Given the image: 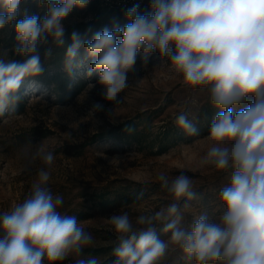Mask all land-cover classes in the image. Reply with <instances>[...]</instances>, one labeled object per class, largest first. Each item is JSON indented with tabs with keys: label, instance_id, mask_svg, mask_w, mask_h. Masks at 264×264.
<instances>
[{
	"label": "clouds",
	"instance_id": "9594fccd",
	"mask_svg": "<svg viewBox=\"0 0 264 264\" xmlns=\"http://www.w3.org/2000/svg\"><path fill=\"white\" fill-rule=\"evenodd\" d=\"M89 2L36 0L39 8L46 7L41 19L22 9L27 0H0V30L15 21L12 51L26 57L22 63L0 57V116L16 112L24 80L42 73L38 45L50 37L63 46L64 21ZM139 8L135 4L125 10L123 26L114 20L90 40L73 31L65 71L72 72L83 48L91 61L86 76L97 73L104 99L117 101L129 87L137 54L147 64L157 52L184 86L207 91L218 111L208 127L210 146L201 163L232 172L215 208L195 214L190 222L187 210L198 198L193 179L158 173L170 203L146 209L135 222L127 211L106 218L118 240L111 264H165L176 252L183 264H264V0H151L149 12ZM45 55L51 56V50ZM175 124L186 135L199 136L186 112L175 117ZM37 159L47 167L38 170L31 194L0 212V264H60L93 245V235L77 217L58 210L63 197L48 187L53 153L37 147L30 162ZM142 199L139 193L136 201ZM74 264L101 261L78 258Z\"/></svg>",
	"mask_w": 264,
	"mask_h": 264
},
{
	"label": "rangeland",
	"instance_id": "374dc122",
	"mask_svg": "<svg viewBox=\"0 0 264 264\" xmlns=\"http://www.w3.org/2000/svg\"><path fill=\"white\" fill-rule=\"evenodd\" d=\"M150 2L136 0L127 6L103 7L102 0H95L93 9L88 4L83 10H74L64 21L65 37L70 38L71 44V33L77 31L89 40L105 26L111 27L114 20L121 26L126 24L125 10L135 4L140 5V13L149 12ZM95 11L105 21L98 26L90 25ZM52 43L49 37L38 45L43 71L24 80L16 112L0 116V212L10 211L27 198L38 170L47 167L39 159L30 162L37 147L54 155L48 187L53 195L63 197L58 210L76 216L94 237L93 245L82 256H71L60 264H74L75 259L89 257L111 264L115 259L111 252L118 240L109 231L106 218L127 211L135 222L146 209L159 210L170 203L171 197L157 180L158 173L169 178L183 173L193 179L198 198L190 202L187 221L204 210H213L232 169L216 171L201 163L210 146L206 138L208 127L218 111L209 103L207 91L184 86L170 62L157 52L151 54L147 64L138 53L134 68L128 73L129 87L117 101L110 102L103 97L98 74L86 76L91 61L85 58L83 48L68 73L65 57L56 62L52 53L45 55ZM56 70L67 73L72 84L78 85L70 98H58L53 87L45 83ZM96 104L102 109L96 110ZM243 106L246 104L240 107ZM181 112H186L199 129V136L192 140L178 138L184 134L175 124V117ZM127 120L139 124L141 143L107 135ZM163 127L170 129V137L177 142L160 152L157 144ZM139 193H143V199L137 202ZM161 238L166 236L161 234ZM165 264H183L180 253L170 255Z\"/></svg>",
	"mask_w": 264,
	"mask_h": 264
},
{
	"label": "trees",
	"instance_id": "16d2710c",
	"mask_svg": "<svg viewBox=\"0 0 264 264\" xmlns=\"http://www.w3.org/2000/svg\"><path fill=\"white\" fill-rule=\"evenodd\" d=\"M95 0H90L89 5L93 9L94 8ZM103 4V2H102ZM103 7H107L106 5H102ZM22 9L27 11L28 15H38L41 19L46 12L45 8H39L37 6L36 0H27V3L22 4ZM94 17L90 25H100L104 23V18L97 14V11L94 13ZM21 17H17L19 20ZM65 43L63 46H56L54 43L51 45V53L54 59L59 61L62 57H65V53L67 47L70 45L69 37H64ZM90 40V39H89ZM15 43V21L6 26L4 30H0V57L5 58L9 61H17V62H24L25 57L15 55L12 51L13 46ZM45 83L49 86L53 87L56 95L60 99H67L70 98V94H74L75 91L79 89L78 85L72 84V81L67 73L62 71L56 70L49 75L45 81ZM142 134V129L139 128L138 123H134L132 120H127L117 126H115L110 132L107 133L109 136H115L120 138L122 141H132L141 143L139 136ZM103 135H99L96 138L100 139ZM161 139L157 144L159 147L160 152L166 151L172 144L176 143L174 137H170V129L163 127L161 131ZM196 136H188L185 133L180 135L178 138H187L188 140H192ZM154 144V143H153ZM104 198V196H102Z\"/></svg>",
	"mask_w": 264,
	"mask_h": 264
},
{
	"label": "built area",
	"instance_id": "2783aa9c",
	"mask_svg": "<svg viewBox=\"0 0 264 264\" xmlns=\"http://www.w3.org/2000/svg\"><path fill=\"white\" fill-rule=\"evenodd\" d=\"M135 1L136 0H102L103 4L106 6H127Z\"/></svg>",
	"mask_w": 264,
	"mask_h": 264
}]
</instances>
